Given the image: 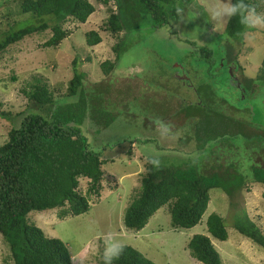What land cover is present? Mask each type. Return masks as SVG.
<instances>
[{"label": "trees", "instance_id": "16d2710c", "mask_svg": "<svg viewBox=\"0 0 264 264\" xmlns=\"http://www.w3.org/2000/svg\"><path fill=\"white\" fill-rule=\"evenodd\" d=\"M100 1L105 5L113 2L116 7L115 10L108 7L107 30L117 35L126 31L125 38H120L113 46L114 61L102 63L107 74L126 50V37L142 26L144 18L151 21L152 27L166 26L172 24L173 19L183 21L185 12L192 11L197 27L209 26V16L199 0ZM10 2L0 0V6H6L5 19L0 20V54L24 38L46 30H51L52 34L43 46L58 47L69 36L65 22L73 19L85 23L96 10L91 0H20L16 10L9 6ZM246 2L264 14V0ZM14 3L17 4V0ZM19 22L23 23L15 29ZM245 31L239 18L233 17L217 45L207 43L210 39L200 42L202 35L198 40L189 39L188 43L193 49V61L203 72L210 73L223 61L231 84L249 91L254 81L264 83V56L256 77L247 76L239 52V45L245 43ZM102 40L96 30L86 34L89 46ZM73 63L74 76L62 95L77 96L76 102L65 103L59 94L60 87L35 78L25 90L30 105L15 114L21 120L9 128L0 145V235L9 245L13 264H73L66 243L48 237L28 215L34 210H56L60 218L81 215L90 209L89 197L99 198L103 190L102 180L106 174L103 166L110 158H103L102 153L92 148L81 125L84 121L91 124L99 117L105 118L101 132L114 119L107 108L101 112L94 110L95 102L85 96L88 91L83 89L85 73L78 70V59ZM231 69H234L232 75ZM214 77L213 73L209 74L211 80ZM101 85L105 86L100 90L102 96L113 97L115 89L108 87L111 84ZM199 88L195 94L187 91L186 98V91L180 85L160 95L162 101H158L156 107L162 110V119L168 116L166 120H170L173 128V124L186 126L180 139L186 149L182 150L180 158L171 161L146 159L139 192L125 209L127 228L141 230L165 206L174 229L192 228L202 221L211 199L210 190L222 189L229 196L231 206H236V196L249 191L251 184L264 185V122H253L249 108H240L218 95L211 83L206 82ZM1 115L12 114L2 112ZM128 142V147L119 152L132 154L134 140ZM188 145L193 147L188 149ZM221 147L231 155L226 164L215 158L216 150ZM83 178L87 180L85 191L80 188ZM233 226L264 249V229L250 217L246 208L235 214ZM206 227L216 239L225 241L229 237L224 218L217 212L208 215ZM187 247L191 255L204 264H222L220 253L208 235L194 234ZM114 264L155 263L139 250L125 246Z\"/></svg>", "mask_w": 264, "mask_h": 264}, {"label": "rangeland", "instance_id": "374dc122", "mask_svg": "<svg viewBox=\"0 0 264 264\" xmlns=\"http://www.w3.org/2000/svg\"><path fill=\"white\" fill-rule=\"evenodd\" d=\"M11 1L9 6L16 10L20 0L17 4L15 0ZM91 2L95 5V12L85 23L73 19L65 22L64 28L69 31V36L58 47L43 46L52 34L51 30H46L24 38L0 54V145L5 141L9 128L21 120L15 114L30 105L25 94L29 83L38 78L60 87L62 91L59 94H64L74 76L75 58L78 59V70L85 73L83 89L88 91L85 96L95 102L94 110L101 112L107 108L114 119L101 132L100 127L107 120L99 115L95 122L84 121L81 125L92 148L102 153L103 158H110L103 166L106 174L102 180L101 196L89 197V211L60 218L56 210H34L29 213V220L42 228L48 237L63 240L70 249L73 264H101L104 241L113 236L119 237L125 246L139 250L155 264H204L194 258L187 247L194 234L210 237L220 253L222 264H264V249L233 226L235 214L246 208L250 217L264 229L263 184L253 183L249 191L237 195L234 199L236 206H231L229 196L222 189L210 190L211 199L202 221L192 228L174 229L166 206L160 208L141 230L129 229L124 224L125 209L139 192L146 159L171 161L180 158L182 150L186 149L180 141L186 126L173 124V128L170 120H166L168 116L162 119L164 114L156 107L161 94L169 93L174 85H180L186 91V98L187 91L195 94L200 86L209 82L218 95L240 108H249V118L253 122H264V83L254 81L252 89L243 91L231 84L232 79L228 78L229 72L223 61L211 70L215 76L212 80L209 71L203 72L193 61L189 39L198 40L202 35L200 42L210 39L207 43L215 46L223 38L226 25L218 31L214 29V22L209 20L216 0H199L209 16L208 27H197L192 11L189 14L185 12L183 21L173 19L172 24L166 26L152 27L151 21L144 18L142 26L126 37V50L110 74L104 71L102 63L114 61L113 46L120 38H125L126 31L117 35L107 30L108 7L116 9L113 2L109 5L100 0ZM5 14L6 6H0V20L5 19ZM22 23L19 22L15 29ZM91 30L100 33L102 42L94 46L87 44L86 34ZM249 32L251 38L245 36V43L239 45L240 61L245 74L255 78L264 56V25ZM104 82L110 83L111 87H108L117 91L116 97L115 92L111 98L102 96L100 90L104 89L105 86L101 85ZM62 97L65 103L78 99L77 96ZM2 112H11L12 115L2 116ZM151 121L155 124H150ZM129 139L134 140L132 154L119 152L128 147ZM191 147L193 145L187 146L188 149ZM215 158L226 164L231 155L221 147L216 150ZM80 188L83 191L87 189L85 178L81 179ZM212 212L224 218L229 233L225 241L212 237L207 231L206 220ZM0 264H13L9 245L1 235Z\"/></svg>", "mask_w": 264, "mask_h": 264}, {"label": "clouds", "instance_id": "9594fccd", "mask_svg": "<svg viewBox=\"0 0 264 264\" xmlns=\"http://www.w3.org/2000/svg\"><path fill=\"white\" fill-rule=\"evenodd\" d=\"M233 17H238L245 28V36L251 38L249 30L264 25V14L246 0H216L210 11V21L214 22V29L218 30L229 23ZM125 244L119 237H109L104 241L102 264H114L124 251Z\"/></svg>", "mask_w": 264, "mask_h": 264}]
</instances>
